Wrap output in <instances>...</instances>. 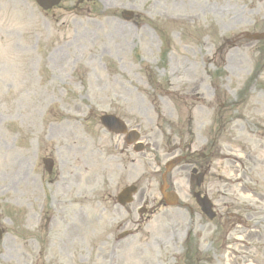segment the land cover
<instances>
[{"label":"rangeland","instance_id":"obj_1","mask_svg":"<svg viewBox=\"0 0 264 264\" xmlns=\"http://www.w3.org/2000/svg\"><path fill=\"white\" fill-rule=\"evenodd\" d=\"M248 32L264 33V0H0V264L15 250L39 264H264V41ZM180 151L207 155L212 222L190 159L168 175L179 203L163 201Z\"/></svg>","mask_w":264,"mask_h":264},{"label":"water","instance_id":"obj_2","mask_svg":"<svg viewBox=\"0 0 264 264\" xmlns=\"http://www.w3.org/2000/svg\"><path fill=\"white\" fill-rule=\"evenodd\" d=\"M36 2L39 4L40 7H42L44 10H49L52 9L54 6L58 5L60 3V0H36ZM125 16L127 17V19H130L132 17V14H125ZM248 37L250 39L253 40H261L264 39V35H248ZM102 123L109 129L113 130V131H117L119 133H126L127 132V128L124 124H122L120 121H118L116 118L111 117V116H105L102 119ZM128 138H132L131 142L133 140H137L138 138H140V136L136 133H130L128 135ZM130 141V140H129ZM144 147L142 145L139 146V148L137 149V151H143ZM180 159H177L173 162H170L167 167L168 169H172L178 162H180ZM49 170H51V168H48ZM201 182H203V177L199 178L196 181L197 185H200ZM136 190L135 188H128L126 189L120 196L119 200L121 202V204H125L127 202H130L131 199V195L132 193H135ZM167 200L172 203L176 200V197L173 195H167ZM197 201L198 204L201 206L202 211L210 218V219H214L215 215L212 212V205L210 203V201L207 198L201 199L200 196H197ZM2 237V233L0 232V240Z\"/></svg>","mask_w":264,"mask_h":264},{"label":"flooded vegetation","instance_id":"obj_3","mask_svg":"<svg viewBox=\"0 0 264 264\" xmlns=\"http://www.w3.org/2000/svg\"><path fill=\"white\" fill-rule=\"evenodd\" d=\"M196 165H197V163H194V165H192V166H196ZM14 254H16V255H13V254L10 255L11 260L16 262V263H14V264H21V263L19 262L21 258L24 259L23 264H29V263H28V259H29V254H28V253H26V254L23 253V256H21L22 254H19L18 251L15 250V251H14ZM17 254H19V255H17ZM26 261H27V262H26Z\"/></svg>","mask_w":264,"mask_h":264},{"label":"bare ground","instance_id":"obj_4","mask_svg":"<svg viewBox=\"0 0 264 264\" xmlns=\"http://www.w3.org/2000/svg\"><path fill=\"white\" fill-rule=\"evenodd\" d=\"M249 233H250V234H253L252 231H250ZM244 241H246L244 238H239V239H238V242H244Z\"/></svg>","mask_w":264,"mask_h":264}]
</instances>
